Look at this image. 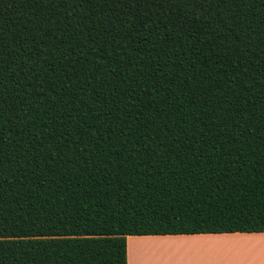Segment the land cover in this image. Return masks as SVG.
I'll return each instance as SVG.
<instances>
[{
    "label": "trees",
    "instance_id": "trees-1",
    "mask_svg": "<svg viewBox=\"0 0 264 264\" xmlns=\"http://www.w3.org/2000/svg\"><path fill=\"white\" fill-rule=\"evenodd\" d=\"M260 232L264 0H0V264Z\"/></svg>",
    "mask_w": 264,
    "mask_h": 264
},
{
    "label": "crops",
    "instance_id": "crops-1",
    "mask_svg": "<svg viewBox=\"0 0 264 264\" xmlns=\"http://www.w3.org/2000/svg\"><path fill=\"white\" fill-rule=\"evenodd\" d=\"M126 264H264V232L127 236Z\"/></svg>",
    "mask_w": 264,
    "mask_h": 264
}]
</instances>
